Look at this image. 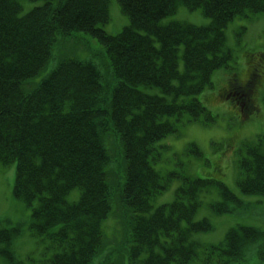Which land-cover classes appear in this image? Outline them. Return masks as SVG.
Here are the masks:
<instances>
[{
    "label": "trees",
    "instance_id": "obj_1",
    "mask_svg": "<svg viewBox=\"0 0 264 264\" xmlns=\"http://www.w3.org/2000/svg\"><path fill=\"white\" fill-rule=\"evenodd\" d=\"M117 1L130 23L109 34L102 27L110 18L109 0H44L27 13L19 0H0V161L17 163L14 195L31 207L32 233L51 238L58 250L35 264H87L104 246L102 222L112 211L116 189L113 214L121 221L128 217L118 239L131 263L247 264L252 246L264 259L260 227H231L215 245L194 238L212 226L208 218L195 220L199 193L211 179L188 176L172 202L153 206L170 182L154 167L157 141L177 131L180 121L214 119L197 95L212 86L216 69L228 66L224 29L236 17L264 14V0ZM181 5L201 9L210 23H160ZM75 30L93 35L104 47L114 84L98 64L76 57L61 58L34 81L47 69L54 44ZM37 41L44 47L33 58ZM257 71L253 66L250 85L242 90L250 112L258 109ZM230 84L242 86L235 71ZM141 86L160 92L148 93ZM111 137L124 159L118 165L121 175L113 165ZM238 164L240 189L264 194V135L244 145ZM219 185L223 200L212 204L217 213L244 208L227 185ZM76 188L78 199L69 202ZM15 232L0 230V242Z\"/></svg>",
    "mask_w": 264,
    "mask_h": 264
},
{
    "label": "rangeland",
    "instance_id": "obj_2",
    "mask_svg": "<svg viewBox=\"0 0 264 264\" xmlns=\"http://www.w3.org/2000/svg\"><path fill=\"white\" fill-rule=\"evenodd\" d=\"M21 3L22 13H25L43 4L44 0H21ZM109 12L110 20L102 26L107 33L116 34L129 24V17L122 12L117 0H109ZM172 21L207 25L210 23V17L206 16L201 9L190 10L185 5H181L175 13L163 17L160 23L167 24ZM224 34L225 49L230 50L233 57L228 62V66L214 71L212 86L206 87L197 95L212 113L214 119L210 122L205 120L178 122L177 131L157 141L156 145H158L160 154L156 155L154 161V167L171 180L167 189L154 198V208L172 202L179 192V187L186 183V177L211 179V182L202 187L199 193V209L195 216V220L208 218L211 222L210 230L194 233V238L206 245L222 242L227 231L237 225H251L264 229V194L244 193L237 183L240 150L244 148V144L254 142L264 135V74L262 78L258 77L255 85V105L258 109H254L249 114L240 109L239 105L229 97L225 99L220 96L222 84L228 81L232 71H235L243 81L248 78L251 65H256L257 73H259V68L264 72V58L256 59L253 56V52L258 50L264 52V14L251 18L236 17L224 29ZM182 49L181 46L180 54H182ZM63 57L91 60L100 66L110 83H115L112 70L108 67L110 60L104 47L96 37L83 31H73L63 40L59 38L53 46L52 58L47 69L36 76L34 81L39 82ZM179 62L180 69L184 70L182 57ZM141 89L153 94L160 92L157 87L141 86ZM186 117L187 114L183 116V119L185 120ZM169 118L174 120L173 116H167V119ZM113 137H111L110 144L116 157L118 143ZM123 160L121 156L116 157L115 165L119 175L121 172H119L118 165ZM16 169L15 161L9 164L0 161V230L19 225L21 231L11 245L16 258L26 264L46 262L55 252V245L51 238L32 233L31 207L24 200L17 198L13 192ZM112 176L117 179L118 174L113 172ZM122 176L124 178V173ZM219 182L227 185L243 201L244 208L231 213H217L213 209L212 204L223 200ZM117 195L118 190L116 189L111 197L112 211L102 222L105 244L89 264H103L105 261L108 264H116L122 260L121 254L124 255V264H130L127 260L124 242L120 243L118 239L122 227L124 226V230L127 227L128 217L124 216L123 223L121 218L113 214V201ZM78 196L79 191L76 188L68 194L67 199L69 202H74ZM107 236L113 239H106ZM6 249V244L0 242V251ZM247 256L249 257L247 264H264V259H260L254 249L250 250ZM0 264H11L1 252Z\"/></svg>",
    "mask_w": 264,
    "mask_h": 264
},
{
    "label": "bare ground",
    "instance_id": "obj_3",
    "mask_svg": "<svg viewBox=\"0 0 264 264\" xmlns=\"http://www.w3.org/2000/svg\"><path fill=\"white\" fill-rule=\"evenodd\" d=\"M20 1V3H21V0H19ZM22 4V3H21ZM42 5V4H41ZM161 21V20H160ZM173 22V21H172ZM171 22H169V23H167V24H170ZM165 25V24H164ZM76 31V30H75ZM122 31V30H121ZM120 31V32H121ZM182 31H183V33L184 32H187V29H182ZM119 33V32H118ZM186 35V34H185ZM53 45V44H52ZM51 46V45H50ZM36 47H37V50H36V54L34 53L33 55H32V57L33 58H36L35 56H37V53L39 52L38 50L39 49H43V47H44V42H38L37 41V45H36ZM15 66V62H13V64H12V66H10V68H12V67H14ZM198 67H200V66H198ZM209 66H206V68H208ZM206 68H204V69H206ZM41 127H43L44 126V123H41V124H39Z\"/></svg>",
    "mask_w": 264,
    "mask_h": 264
},
{
    "label": "clouds",
    "instance_id": "obj_4",
    "mask_svg": "<svg viewBox=\"0 0 264 264\" xmlns=\"http://www.w3.org/2000/svg\"><path fill=\"white\" fill-rule=\"evenodd\" d=\"M228 82L227 81H225L223 84H222V88L223 89H227L228 88Z\"/></svg>",
    "mask_w": 264,
    "mask_h": 264
},
{
    "label": "flooded vegetation",
    "instance_id": "obj_5",
    "mask_svg": "<svg viewBox=\"0 0 264 264\" xmlns=\"http://www.w3.org/2000/svg\"><path fill=\"white\" fill-rule=\"evenodd\" d=\"M227 90H228V91H229V90H230V91H233V88L229 87Z\"/></svg>",
    "mask_w": 264,
    "mask_h": 264
}]
</instances>
